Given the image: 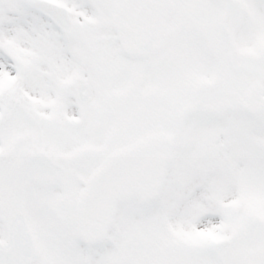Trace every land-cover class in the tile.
Segmentation results:
<instances>
[{
  "label": "snow or ice",
  "instance_id": "snow-or-ice-1",
  "mask_svg": "<svg viewBox=\"0 0 264 264\" xmlns=\"http://www.w3.org/2000/svg\"><path fill=\"white\" fill-rule=\"evenodd\" d=\"M0 264H264V0H0Z\"/></svg>",
  "mask_w": 264,
  "mask_h": 264
}]
</instances>
